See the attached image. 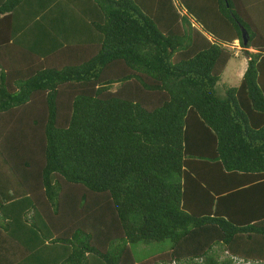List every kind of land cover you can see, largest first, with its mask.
<instances>
[{
  "label": "trees",
  "instance_id": "1",
  "mask_svg": "<svg viewBox=\"0 0 264 264\" xmlns=\"http://www.w3.org/2000/svg\"><path fill=\"white\" fill-rule=\"evenodd\" d=\"M177 6L0 0V264H264V0Z\"/></svg>",
  "mask_w": 264,
  "mask_h": 264
},
{
  "label": "rangeland",
  "instance_id": "2",
  "mask_svg": "<svg viewBox=\"0 0 264 264\" xmlns=\"http://www.w3.org/2000/svg\"><path fill=\"white\" fill-rule=\"evenodd\" d=\"M244 3L248 6V11L250 10L252 15L255 13H261V6H260V0H243ZM173 3L175 4V7L179 10L177 6V0H173ZM260 14V16H261ZM193 25L199 28V25L194 23ZM232 51L233 55L229 59L228 63L226 64L220 80L217 82L216 88L219 95L223 96L224 91L222 86H237L240 78H241V72L239 73L240 66L242 62L245 61L244 52L240 49L238 42L235 41L232 46L229 47ZM250 52L253 50L251 48L248 49ZM170 242L169 240H164L161 242H151L148 244L144 243H137L131 245V251L133 258L135 261H141L144 259H147L151 256L157 255L161 252H165L169 249Z\"/></svg>",
  "mask_w": 264,
  "mask_h": 264
},
{
  "label": "built area",
  "instance_id": "3",
  "mask_svg": "<svg viewBox=\"0 0 264 264\" xmlns=\"http://www.w3.org/2000/svg\"><path fill=\"white\" fill-rule=\"evenodd\" d=\"M233 262H234V264H251L249 261H244V260H242V259H234L233 258Z\"/></svg>",
  "mask_w": 264,
  "mask_h": 264
},
{
  "label": "crops",
  "instance_id": "4",
  "mask_svg": "<svg viewBox=\"0 0 264 264\" xmlns=\"http://www.w3.org/2000/svg\"><path fill=\"white\" fill-rule=\"evenodd\" d=\"M245 66H246V62H242L241 66H240V69H239V73L242 75L243 71L245 70Z\"/></svg>",
  "mask_w": 264,
  "mask_h": 264
},
{
  "label": "water",
  "instance_id": "5",
  "mask_svg": "<svg viewBox=\"0 0 264 264\" xmlns=\"http://www.w3.org/2000/svg\"><path fill=\"white\" fill-rule=\"evenodd\" d=\"M242 39H243V43L245 44L246 43V34L244 31H242Z\"/></svg>",
  "mask_w": 264,
  "mask_h": 264
}]
</instances>
